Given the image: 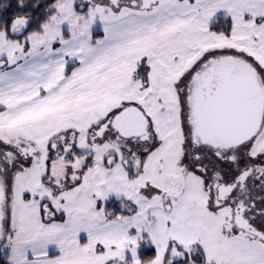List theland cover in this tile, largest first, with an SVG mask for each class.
Here are the masks:
<instances>
[{"label":"snow or ice","instance_id":"obj_1","mask_svg":"<svg viewBox=\"0 0 264 264\" xmlns=\"http://www.w3.org/2000/svg\"><path fill=\"white\" fill-rule=\"evenodd\" d=\"M0 264H264V0L0 3Z\"/></svg>","mask_w":264,"mask_h":264},{"label":"flooded vegetation","instance_id":"obj_2","mask_svg":"<svg viewBox=\"0 0 264 264\" xmlns=\"http://www.w3.org/2000/svg\"><path fill=\"white\" fill-rule=\"evenodd\" d=\"M5 2V0H0V3H3ZM13 3H14V0H13ZM12 11V7L10 6L8 9L5 10V13L8 14ZM113 200H115V198L113 197Z\"/></svg>","mask_w":264,"mask_h":264},{"label":"rangeland","instance_id":"obj_3","mask_svg":"<svg viewBox=\"0 0 264 264\" xmlns=\"http://www.w3.org/2000/svg\"><path fill=\"white\" fill-rule=\"evenodd\" d=\"M100 25H97V30H99ZM143 247L147 248V245H144Z\"/></svg>","mask_w":264,"mask_h":264}]
</instances>
